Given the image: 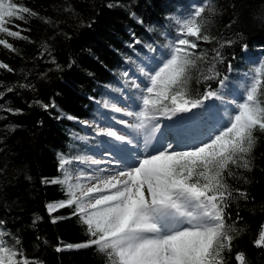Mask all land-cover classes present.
I'll return each mask as SVG.
<instances>
[{
    "label": "snow or ice",
    "instance_id": "1",
    "mask_svg": "<svg viewBox=\"0 0 264 264\" xmlns=\"http://www.w3.org/2000/svg\"><path fill=\"white\" fill-rule=\"evenodd\" d=\"M217 13L214 0H202L186 13L170 17L175 25L174 32L168 34L170 38L159 50L147 44L152 55L136 66L140 82L130 79L128 71L122 73L135 91L124 96L126 106L106 99L103 108L127 117H112L123 128L94 127L92 147L102 148L99 155L111 159L58 154L61 176L44 179L43 183L60 186L65 199L48 203L46 210L56 223L67 217L54 213L71 209L89 239L58 246L57 252L94 247L106 257L107 264H227L230 256L226 254L232 253L234 241L245 230L237 227L238 214L237 220L229 223L228 209L233 201L248 199L245 191L234 188L229 181L242 178L238 170L252 171L256 133H264V58L238 78L239 83L229 95L230 77L217 65L224 63L221 49L234 42L221 41L211 34L209 26ZM131 15L143 23L136 13ZM37 16L16 0H0V45L16 51L7 38L29 39L21 34L29 29L12 30L19 28L16 21L26 24ZM202 44L215 46L209 50ZM247 47L243 45L242 50L246 52ZM44 52H49L47 46ZM52 63L62 70L54 58ZM0 69L14 71L3 62ZM233 71L229 62L227 72ZM193 81L205 84V90L195 91ZM210 81H215L217 88L213 89ZM14 91L15 86L0 91V100L6 92ZM210 101L219 102V115L191 132L184 120H193L216 107L207 103ZM34 103L45 111H59L55 101ZM189 113L191 117L185 116ZM65 118L76 119L71 115ZM81 123L91 127L95 122ZM78 165L95 167L86 172ZM5 224L0 219V264H39L27 256L20 238ZM253 243L264 249V226ZM234 259L238 264H250L243 252Z\"/></svg>",
    "mask_w": 264,
    "mask_h": 264
},
{
    "label": "trees",
    "instance_id": "2",
    "mask_svg": "<svg viewBox=\"0 0 264 264\" xmlns=\"http://www.w3.org/2000/svg\"><path fill=\"white\" fill-rule=\"evenodd\" d=\"M16 2L38 16L26 24L16 21L19 28L12 30L29 29L21 33L27 40L7 38L16 51L0 45V62L14 70L9 73L0 69V82L4 85L0 91L15 86L14 92H6L0 100V219L20 238L27 256L39 264H107L106 257L94 247L56 251L58 246L79 244L89 237L69 208L53 214L67 218L52 222L46 205L65 199V195L60 186L43 180L61 176L58 154L78 155L79 149L89 145L78 139L83 137L78 127L81 121L93 117L108 86L120 85V72L132 58L139 59L145 53L146 44L163 46L161 36L170 31L167 17L186 7V0ZM214 2L218 13L212 18L210 32L221 41L234 42L221 49L225 59L217 68L233 82V72L248 69L243 45L248 46V56L264 58V0ZM108 4L113 7H107ZM133 12L143 23L133 18ZM136 40L141 44H135ZM44 46L49 52H44ZM214 46L201 45L209 50ZM53 58L62 70L52 63ZM229 62L232 73L227 72ZM208 83L217 88L215 81ZM20 84L34 87L23 88ZM192 87L202 93L206 85L193 81ZM34 101H55L59 111H45ZM6 109L19 112L13 114ZM66 115L76 119L68 120ZM13 127L15 130L10 131ZM256 135L252 171L238 170L242 178L229 181L234 188L245 191L248 199L233 201L228 209L229 223L236 221L238 214L237 227L243 226L245 230L234 241L232 253L226 254L230 256L227 264H238L234 259L238 252L245 253L250 264H264V249L253 243L264 226V133Z\"/></svg>",
    "mask_w": 264,
    "mask_h": 264
},
{
    "label": "rangeland",
    "instance_id": "3",
    "mask_svg": "<svg viewBox=\"0 0 264 264\" xmlns=\"http://www.w3.org/2000/svg\"><path fill=\"white\" fill-rule=\"evenodd\" d=\"M186 3H187L186 7L179 8L178 13H174L171 16L167 17V28L170 31H168L167 33H163L162 34L161 37L163 39H165L164 43L166 42V40L168 38H170L168 34L174 32V30H175V25L172 23V21L169 18L172 17V16H177V15L184 14L188 10V7L192 8L193 6L198 5L196 0H186ZM144 50H145V53L139 59H135L137 57L132 58L133 60L130 61L128 67L125 70L120 72V78H121L120 85L118 84L116 86H108L109 87L108 92H106L105 96L102 97L101 100L99 99V101L96 104L98 106V110H97V112H94L93 119L88 121L90 123L91 122H95V123H93L91 127L90 126H86V125H84L82 123L79 124L78 127L80 128V131L83 134V138H84L83 141L85 142L86 145L87 144H89V145L88 146L84 145L86 147H83V148L81 147L82 149H79L78 155L96 156V158L111 159L110 157H107V156L101 157L99 155V153L103 151L102 148L94 149L92 147L95 144V141L93 139L95 137L94 127H95V124H99L101 127H104V126H107V125H112V126L118 128V129H122L123 128L122 125L116 124V121L113 120L112 117H115L116 120L121 119V118L127 119V117H122L120 113H113V112H111L110 109L103 108V102L106 99H108V100H110V102H117L119 106H122V107L126 106V102L124 100V96H127L128 94H130V92L135 91L130 86L129 78L136 80V82H140V80L142 78L139 77V74L136 72V66H137V64H140L141 61L144 60V58L146 56L152 55V53H150L148 51L147 47L144 48ZM260 60H261V58H259V57H257L256 59H253L251 57L247 58L246 61L250 65V66H248V68L249 69L251 68V66H252L251 62L252 63H256V62H259ZM124 71H128L129 72V78H125L122 75V73ZM242 77H243V74L240 77L236 78L235 83H233L232 85L231 84L229 85L232 88V89L231 88L228 89V94L229 95L233 92V90L236 88V85L239 83V79L238 78H242ZM126 81H129V82H126ZM117 88L120 89V92H118V93L117 92H113V89H117ZM207 103L211 104V101L207 102ZM215 105H216V107L211 109L212 113L209 112V108H208V109H206L203 112V114L200 117H196L193 120H184V123L189 127V130L191 132H196L198 130L199 127H195V126H197L199 124L198 121H199L200 118H201L200 120L202 121V123L205 124L206 122H208L211 119L212 114L219 115V113L221 111V106L219 105V102H217V103L215 102ZM185 116L191 117L192 114L191 113L185 114ZM176 119L177 120H181V119H183V117H177ZM164 123L165 124H171V123H173V121H164ZM199 125L202 126L201 124H199ZM162 131H163V129H162ZM100 139H104V138L102 137ZM91 150H93V151H91ZM78 167L83 169V170H85L86 172H88V169H91L88 165H78Z\"/></svg>",
    "mask_w": 264,
    "mask_h": 264
},
{
    "label": "bare ground",
    "instance_id": "4",
    "mask_svg": "<svg viewBox=\"0 0 264 264\" xmlns=\"http://www.w3.org/2000/svg\"><path fill=\"white\" fill-rule=\"evenodd\" d=\"M195 127H200V125L198 124V125L195 126ZM94 167H95V166H92V168H94ZM92 168H91V169H88V172H91Z\"/></svg>",
    "mask_w": 264,
    "mask_h": 264
}]
</instances>
